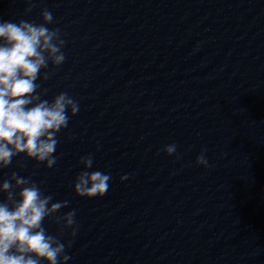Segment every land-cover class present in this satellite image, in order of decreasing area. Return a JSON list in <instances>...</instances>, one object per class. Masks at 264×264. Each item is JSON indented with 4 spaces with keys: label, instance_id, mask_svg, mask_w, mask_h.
<instances>
[{
    "label": "clouds",
    "instance_id": "9594fccd",
    "mask_svg": "<svg viewBox=\"0 0 264 264\" xmlns=\"http://www.w3.org/2000/svg\"><path fill=\"white\" fill-rule=\"evenodd\" d=\"M26 2L28 13L36 4L33 0ZM40 16L43 22L39 24L0 22V170L9 168L21 154L35 161V168L43 165L52 169L58 161L54 155L58 134L68 128L71 116L79 111L78 101L67 92H60L51 101L42 99L48 89H42L37 81L49 80L65 62L66 39L60 28L47 27L54 22L47 8ZM176 149V144H170L162 150L179 158ZM206 151L202 149L197 156V166L209 167ZM93 159L89 153L78 161L83 170L72 181L78 197H103L109 189L110 173L88 171ZM35 174L25 177L12 172L0 183V264H65L70 259L66 253L79 229L76 209L62 212L70 202H53V194L41 187L44 181L33 180ZM126 179L121 177L122 181ZM46 220L58 226L60 236L67 232L71 238L63 242L60 236L49 234Z\"/></svg>",
    "mask_w": 264,
    "mask_h": 264
}]
</instances>
